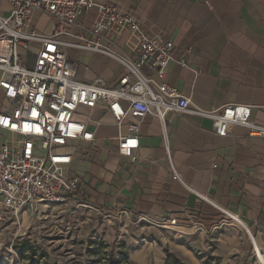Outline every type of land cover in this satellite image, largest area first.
Listing matches in <instances>:
<instances>
[{"label":"crops","instance_id":"obj_1","mask_svg":"<svg viewBox=\"0 0 264 264\" xmlns=\"http://www.w3.org/2000/svg\"><path fill=\"white\" fill-rule=\"evenodd\" d=\"M107 1L132 11L145 31H162L173 42L165 80L190 98L192 109L218 111L225 104H245L251 107L252 120L264 121V0ZM8 10V3L0 0V13L7 15ZM96 13L93 9L87 15L88 23ZM41 21L43 26L35 29L49 33L53 22L46 15H34L33 26ZM126 37L124 32L116 50L130 54ZM85 52L78 78L114 84L123 67L102 53ZM181 59L187 64L182 65ZM152 78L158 80L154 74ZM95 116L101 120L93 124L99 140L65 148L72 155L69 166H75L74 171L68 166L67 174L84 181L90 202L102 209L124 208L132 218L175 217L177 222L170 228H152L186 238L216 230L212 227L226 218L222 208L236 215L258 244H264V137L249 136L241 125L220 137L208 116L168 113L164 125L171 162L181 176L178 180L171 176L157 117L142 119L132 162L118 154L114 140L125 133V126L118 128L107 112ZM100 126L107 129L99 133ZM193 222L203 229L195 230Z\"/></svg>","mask_w":264,"mask_h":264},{"label":"built area","instance_id":"obj_2","mask_svg":"<svg viewBox=\"0 0 264 264\" xmlns=\"http://www.w3.org/2000/svg\"><path fill=\"white\" fill-rule=\"evenodd\" d=\"M5 1L8 13H0V225H15L20 216L50 205L87 208L103 220L116 222L120 232L129 224L165 228L176 224L175 217L132 218L124 208L102 209L87 199L80 177L68 176L72 155L65 148L74 142L99 140L94 125L101 120L96 112L109 113L118 128L125 126V133L114 140L118 154L132 162L142 119L157 117L162 122V146L171 176L178 180L181 176L171 162L164 125L168 113L191 111L208 116L220 137L235 125L245 127L249 136L264 137V121L251 119L249 105L225 104L218 111L192 109L190 98L165 80L173 42L162 31H145L132 11L107 0ZM93 9L96 17L88 23L86 17ZM36 14L53 22L49 33L35 29ZM124 32L130 54L116 50ZM81 50L115 59L123 67L116 82L106 86L100 78L81 81L80 63L71 54ZM179 62L187 64L186 60ZM197 196L210 202L202 193ZM221 210L230 220L231 216L238 218ZM227 222L222 219L219 225ZM192 225L195 230L203 229L200 223ZM247 230L252 262L264 264V244H258Z\"/></svg>","mask_w":264,"mask_h":264},{"label":"rangeland","instance_id":"obj_3","mask_svg":"<svg viewBox=\"0 0 264 264\" xmlns=\"http://www.w3.org/2000/svg\"><path fill=\"white\" fill-rule=\"evenodd\" d=\"M84 53L71 52L79 62ZM225 219L216 230L186 238L150 224H129L120 232L116 222L87 208L50 205L20 216L15 225H0V264H253L246 231Z\"/></svg>","mask_w":264,"mask_h":264},{"label":"bare ground","instance_id":"obj_4","mask_svg":"<svg viewBox=\"0 0 264 264\" xmlns=\"http://www.w3.org/2000/svg\"><path fill=\"white\" fill-rule=\"evenodd\" d=\"M230 223L238 231H246L248 233L246 226L235 216H231V222Z\"/></svg>","mask_w":264,"mask_h":264}]
</instances>
